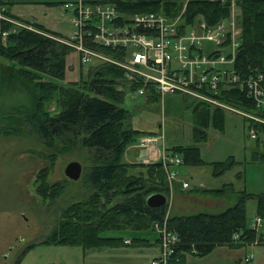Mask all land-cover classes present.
<instances>
[{
	"label": "trees",
	"instance_id": "obj_1",
	"mask_svg": "<svg viewBox=\"0 0 264 264\" xmlns=\"http://www.w3.org/2000/svg\"><path fill=\"white\" fill-rule=\"evenodd\" d=\"M97 2L111 4L124 16L161 12L172 19L180 16L178 20L188 25L198 20L213 25L228 19L232 1L187 0L182 13L183 5L177 0ZM234 6L238 11L234 22L239 30L234 70L242 78L260 72L264 74V0H234ZM13 26L8 21H0V57L7 60L6 68L0 74V132L33 134L48 147L56 148L60 144L58 148L64 149L79 145L87 150L88 163L81 175L90 189L89 195L63 209L58 223L41 241L79 245L85 252L92 248L125 245L121 237L102 236L106 230L140 231L152 227L155 231L154 222L165 219L166 206L150 207L146 197L155 192L167 197L168 184L161 161L149 163L146 175L142 169L137 173L131 170L138 166L144 168V164L124 161L125 150L134 143L135 136L152 133L133 128L128 121L129 111L119 105L127 88L122 69L100 62L88 69V78L80 76L79 80L63 83L66 57L71 47L52 33L43 34L23 27L12 31L16 27ZM36 27L43 30L40 25ZM4 31L8 35L3 43L1 33ZM229 34L224 45L228 43ZM97 48L118 58L122 56L117 50ZM237 84L223 88L214 96L238 109L257 113V108L246 96L245 87ZM15 87L22 97L11 94ZM148 95L150 101L157 99L151 92ZM184 101L191 109L193 124L206 127L212 124L222 129L224 111L187 97ZM254 124L256 132L264 135V125ZM199 132V129H193L194 135ZM201 133L197 139L205 137ZM172 152L178 153L186 165L205 163L196 146L177 145L172 147ZM259 156L258 159L264 162V154ZM235 163L229 158L209 164L213 175L219 176ZM48 170L45 167L38 172L37 189L43 197L54 199L62 192L64 184L48 183ZM201 192L224 201L233 196L236 198L231 205L217 212L167 215L168 232L176 236L177 242L166 260L159 264H187L189 254L202 257L219 245L236 247L263 240L247 223L245 202L248 198L255 199V212L264 217V194L255 195L245 190L236 193L230 183ZM138 241L141 238H132V242Z\"/></svg>",
	"mask_w": 264,
	"mask_h": 264
},
{
	"label": "rangeland",
	"instance_id": "obj_2",
	"mask_svg": "<svg viewBox=\"0 0 264 264\" xmlns=\"http://www.w3.org/2000/svg\"><path fill=\"white\" fill-rule=\"evenodd\" d=\"M177 1L183 5L180 12L182 13L187 0ZM231 1V14L228 20L234 19L238 12L234 6V0ZM4 12L0 8V21L14 24L13 28L16 26V29L12 31L23 27L43 34L57 35L44 28L43 30L38 29L34 23L12 19ZM67 18L68 16L66 20L64 19L66 25L62 33L70 35L73 25L68 24ZM7 35L8 32H6ZM6 36H3V32L1 33L3 43L6 41ZM100 51L109 57H115ZM123 54L125 55L124 51ZM6 63V58L0 57V74L2 69L6 68ZM98 63L100 62L82 63L77 49L71 47V52L66 59V75L63 83L79 80L80 76L88 78V69ZM124 91L123 100L119 105L129 111L128 121L136 130L152 133L135 136L134 143L139 146L143 137L153 139V142L164 145L168 149L163 148L160 153L163 151L173 153L172 147L177 145L196 146L200 157L205 162L201 165L179 163L167 167H164L161 162L168 184V201L164 205L166 215L171 216L173 211H178L173 208L174 197L177 194L201 197V188L192 190L194 187H200L198 185L200 183H204L209 188H220L230 183L236 193L245 190L255 195L264 194V162L258 159L259 155L264 154V135L254 132V136L250 132L253 129L251 128L252 120L244 113L241 114L240 109L237 108V111L228 109L224 105L233 107V109L234 106L220 100L223 105L218 110L224 111L222 129L212 124L206 127L197 122L196 125L193 124L191 109L187 108L184 97L180 95L166 94L162 100L157 98L158 100L150 101L149 95L132 98L128 87ZM11 94L22 97V93L17 88L14 92L11 91ZM49 108L53 109V105ZM196 128L205 134L203 139H197L202 135L201 132L194 135L193 129ZM58 147L46 146L33 134L23 136L0 132V264H15L16 261H19V264H150L152 260L160 257L162 253L158 234L152 227L140 231L106 230L101 233L102 236L121 237L122 240L129 239L130 243L123 242L125 245L92 248L85 252L79 245L48 244L41 241L58 223L63 209L72 202L83 200L90 193L82 175L74 180L64 174V168L70 161L80 162L83 173V167L88 163L86 148L79 145L64 149ZM139 148L144 149L147 157V149L141 145ZM140 151L143 150L140 149ZM175 154L178 153L175 152ZM229 158L237 163L223 174L214 176L209 163L226 161ZM148 165L149 163H144V168L138 166L131 170L137 173L142 169L146 175ZM45 167L49 169L46 177L48 183L62 182L64 184L62 192L54 199L43 197L37 189L36 176ZM167 171L169 177L173 175L171 179H168ZM179 176L186 180L180 181ZM235 198L236 196H233L219 207L208 209L200 205L186 204V214L203 210L221 211L232 204ZM245 204L247 223L251 227L252 220L257 215L256 201L248 198ZM260 218L262 223L256 229L258 236L264 234V217ZM136 237L141 238V241L132 242V238ZM257 247L264 248V242L258 244ZM256 264L259 263L256 261Z\"/></svg>",
	"mask_w": 264,
	"mask_h": 264
},
{
	"label": "built area",
	"instance_id": "obj_3",
	"mask_svg": "<svg viewBox=\"0 0 264 264\" xmlns=\"http://www.w3.org/2000/svg\"><path fill=\"white\" fill-rule=\"evenodd\" d=\"M66 7L73 12V30L68 37L58 40L77 49L84 64L97 61L120 67L132 98L144 97L151 92L162 100L166 94H176L219 108L223 102L214 95L238 83L245 87L247 98L257 108V113L242 109L239 112L251 118V128L255 129L254 122L264 125V74L260 72L242 78L234 70L239 30L233 18L213 25H208L205 20L188 25L158 12L124 16L108 3L78 0L67 3ZM228 32V43L224 45ZM97 47L117 50L122 56L109 57ZM224 107L237 111L236 107ZM253 129L250 132L257 134ZM151 142L153 139L143 137L139 144L148 151L147 161L155 158ZM178 155L163 151L159 158L167 167L182 163ZM167 174L171 179L173 175L169 177L168 171ZM166 217L162 222H154L162 254L150 264L164 262L177 242L176 236L168 232ZM261 223V218L255 215L251 228L256 231ZM123 242L127 244L130 240Z\"/></svg>",
	"mask_w": 264,
	"mask_h": 264
},
{
	"label": "crops",
	"instance_id": "obj_4",
	"mask_svg": "<svg viewBox=\"0 0 264 264\" xmlns=\"http://www.w3.org/2000/svg\"><path fill=\"white\" fill-rule=\"evenodd\" d=\"M77 2L78 0H0V8L8 13V16L15 20L28 21L35 25H40L44 29L57 34L56 36L68 37L69 35L63 34L62 29L66 25V16L68 24L71 26L72 13L67 9L66 4L70 2ZM85 2H97L102 0H82ZM65 19V20H64ZM72 29V28H71ZM72 32V31H71ZM70 32V33H71ZM67 59V57H66ZM77 59V58H76ZM78 62V61H77ZM67 66V64H66ZM74 67V65H73ZM66 75V74H65ZM76 79V78H75ZM73 81V80H72ZM75 81V80H74ZM158 100V99H156ZM152 149H154L155 158L151 161H147L145 151L143 148H139L136 143L130 144L124 153V161L127 163H154L160 161L161 149H166L164 145H158L152 142ZM143 150L141 152L140 151ZM168 150V149H166ZM147 154V151H146ZM184 165V164H183ZM180 181L186 180V178H178ZM200 187H194L192 190L201 189H214L209 188L204 183L198 184ZM196 186V185H193ZM201 197L189 196L177 194L174 197L173 208L178 210L173 211L172 215L186 214V204L200 205L206 209L219 207L224 199L216 198L210 194L202 193ZM185 202V203H184ZM231 205V204H229ZM202 212V211H199ZM203 212H210L203 210ZM216 212V211H215ZM193 213V212H192ZM190 214V213H189ZM263 236L264 234H260ZM264 237V236H263ZM264 240L249 245H242L236 247H230L227 245L216 246L209 254L198 257L194 255H187V264H203L209 262L210 264H264V248L257 247L258 244H262ZM249 246V247H247ZM258 248V249H257Z\"/></svg>",
	"mask_w": 264,
	"mask_h": 264
},
{
	"label": "water",
	"instance_id": "obj_5",
	"mask_svg": "<svg viewBox=\"0 0 264 264\" xmlns=\"http://www.w3.org/2000/svg\"><path fill=\"white\" fill-rule=\"evenodd\" d=\"M82 173L81 163L78 161H70L66 164L64 168V174L70 179H79ZM146 203L150 207L164 206L167 203L166 195L162 193H151L146 197Z\"/></svg>",
	"mask_w": 264,
	"mask_h": 264
}]
</instances>
